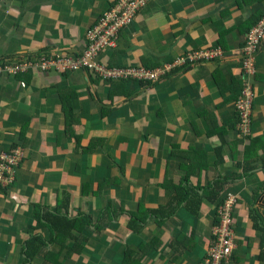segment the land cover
<instances>
[{
  "label": "crops",
  "instance_id": "1",
  "mask_svg": "<svg viewBox=\"0 0 264 264\" xmlns=\"http://www.w3.org/2000/svg\"><path fill=\"white\" fill-rule=\"evenodd\" d=\"M117 2L0 0V61L79 55L87 30ZM263 15L264 0H148L99 51L101 64L156 69L197 50L224 53L154 84L83 72L0 77V153H25L15 184L0 187V264H201L228 195L239 201L227 264H264V41L248 140L234 105L246 35ZM35 206L73 228L57 238L55 221L43 220L38 230ZM34 237L44 246L27 260Z\"/></svg>",
  "mask_w": 264,
  "mask_h": 264
},
{
  "label": "built area",
  "instance_id": "2",
  "mask_svg": "<svg viewBox=\"0 0 264 264\" xmlns=\"http://www.w3.org/2000/svg\"><path fill=\"white\" fill-rule=\"evenodd\" d=\"M148 0H118L108 12L87 30L85 50L77 56L40 55L20 56L0 61V77H19L34 71L76 73L83 72L101 81L133 80L137 83H157L175 72L178 66L195 65L224 55L221 49H203L178 57L174 62L153 70L140 67H109L101 64L98 53L105 47H114L121 30L131 25L138 12ZM264 41V15L253 25L246 35L242 59V89L235 100V110L239 120L238 129L244 137L251 136L254 108V86L257 74V54ZM22 148L0 153V187L9 188L16 182V169L24 160ZM238 197L228 195L218 210L219 223L213 236L207 256L201 264H227L234 249L235 232L233 213L238 205Z\"/></svg>",
  "mask_w": 264,
  "mask_h": 264
},
{
  "label": "trees",
  "instance_id": "3",
  "mask_svg": "<svg viewBox=\"0 0 264 264\" xmlns=\"http://www.w3.org/2000/svg\"><path fill=\"white\" fill-rule=\"evenodd\" d=\"M145 70H153V69H147V68H143ZM99 80V79H98ZM103 82H106V81H103ZM110 82H115V81H108V83ZM120 82H132V83H137L133 80H122ZM148 84H154L153 82H146ZM146 83H143V84H146ZM139 84V83H138ZM238 125H239V120H238V124H237V132L239 133V135L244 138V140H248L251 136H252V129H251V136L249 137H244L239 129H238ZM245 173H248L251 169H247L245 168ZM249 170V171H248ZM245 176H247L248 174H244ZM226 182L227 180H222V181H218L214 188L212 189V192H211V195L208 197L209 198V201L211 203H215L219 197L221 196V194L224 192L225 188H226ZM261 190H264V186L261 188ZM258 193V191H255ZM35 220L38 223V227L37 229L39 230V228L42 226V221L43 220H53L55 221L54 223H52V227L55 231V235L57 236V238H60L59 236V229H62L63 226H68V229L70 228H73V222H68L66 220V217H62V216H59L57 214H54V215H49L50 213H46L47 212V208H42V207H39V206H35ZM44 213V214H43ZM116 215L115 213H113V216ZM100 220H106V223L104 224L105 226H107L111 219H112V215L109 211L105 212L103 215L100 216L99 218ZM251 220H252V224H253V228L256 229L257 231H259L261 229V224L262 221L261 219H259V217L257 216H253L251 217ZM260 222V223H259ZM129 229L133 232V217L128 225ZM234 228V226H233ZM79 240H74V242H78ZM44 246V243L41 241L40 238L38 237H34L32 238V240H29L27 242V260L29 259H32L36 256V254L39 252V250ZM132 256V252H129L127 253V256H126V260H128L130 257ZM260 260L262 261V263H264V247H261V256H260Z\"/></svg>",
  "mask_w": 264,
  "mask_h": 264
},
{
  "label": "rangeland",
  "instance_id": "4",
  "mask_svg": "<svg viewBox=\"0 0 264 264\" xmlns=\"http://www.w3.org/2000/svg\"><path fill=\"white\" fill-rule=\"evenodd\" d=\"M29 55H31V56H36V54H26V56H29ZM38 56V55H37ZM139 84H143V83H139Z\"/></svg>",
  "mask_w": 264,
  "mask_h": 264
}]
</instances>
